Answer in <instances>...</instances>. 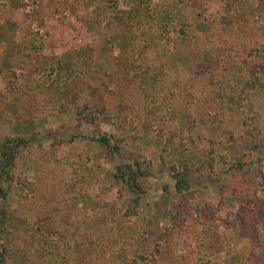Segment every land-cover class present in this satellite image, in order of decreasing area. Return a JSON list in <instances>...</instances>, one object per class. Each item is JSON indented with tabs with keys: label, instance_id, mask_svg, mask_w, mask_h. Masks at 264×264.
<instances>
[{
	"label": "rangeland",
	"instance_id": "1",
	"mask_svg": "<svg viewBox=\"0 0 264 264\" xmlns=\"http://www.w3.org/2000/svg\"><path fill=\"white\" fill-rule=\"evenodd\" d=\"M229 1L0 0V135L33 144L0 177L7 260L83 264L102 231V264H264V9ZM135 158L152 172L128 215L112 174Z\"/></svg>",
	"mask_w": 264,
	"mask_h": 264
},
{
	"label": "trees",
	"instance_id": "2",
	"mask_svg": "<svg viewBox=\"0 0 264 264\" xmlns=\"http://www.w3.org/2000/svg\"><path fill=\"white\" fill-rule=\"evenodd\" d=\"M67 1V0H66ZM260 5V10L264 9V0H258ZM58 2V1H57ZM59 3V2H58ZM227 7L234 6V0H230L227 3ZM37 6V5H36ZM36 6L34 8H36ZM62 6V5H61ZM34 10V9H33ZM256 13L259 12V10H254ZM253 11V13L256 16V13ZM41 70V69H38ZM69 90H65V95L68 93ZM62 94V93H61ZM78 118H81L83 120H87L90 122H93L96 120L97 115L94 111H89V108H86V106H78L77 110ZM50 138H53L52 134L48 135ZM98 140L100 143H102L107 151V156L109 159L114 160L116 158V154H121L123 151V146L121 144L122 139L115 137V143L111 142V137L107 134V132H103L99 137ZM39 150L42 152L43 159L48 162H62L65 148L62 146V142L59 137L55 139V142L52 143V146L50 149H47L42 140L39 139ZM33 147L32 139L25 140L22 137H9L7 135H0V177L2 178H11L13 177V169L16 168L20 161L22 160L21 157L26 154L28 155L25 150L27 148ZM25 149V150H24ZM213 153V152H212ZM54 159V160H53ZM136 159V158H135ZM140 159L136 160H128L123 163H119L116 165V169L113 172V184L117 185L119 192H122L121 195V202L122 205L126 206L128 210V215L137 214L139 208L141 207L143 203V199L147 193V188H145V185L147 183V179L151 169H146L141 162H139ZM51 162V163H52ZM215 158L212 154H208L203 162L200 165V170L203 172L207 167H214ZM213 169V168H212ZM173 174L177 180V188L179 191H184L185 189L189 188V181L187 180V175L184 172L179 171L178 169L173 170ZM217 177H213L214 180H216ZM218 178L217 180H219ZM227 184H223V187H225ZM228 186V185H227ZM2 193H4L3 188L0 189V196H2ZM115 203V202H114ZM117 205V204H115ZM114 205V208H115ZM178 211L173 214V217L177 220L178 217ZM42 218L48 219L47 215H43ZM7 213L6 210H3L0 207V247L2 250L0 251V264H14L12 261L7 260L6 253L7 248L5 242L2 243L3 240V234L7 233ZM109 233L100 232V235L98 236L97 240L94 241H86L88 236L86 234V240H81L79 243L81 244L83 248V264H102L99 261L107 254V250L105 249V246L101 243L103 241H110L113 245V241L115 240L114 235H107ZM114 247V246H113ZM120 259L121 261L117 263V260ZM111 264H138L136 259H134L132 262H129L126 257L120 252L118 254V257L115 258L114 261H111Z\"/></svg>",
	"mask_w": 264,
	"mask_h": 264
}]
</instances>
